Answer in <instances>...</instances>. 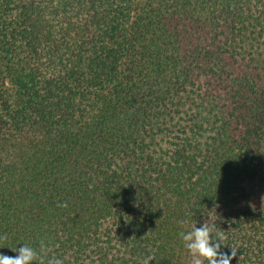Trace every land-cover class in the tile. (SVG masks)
<instances>
[{
	"label": "trees",
	"instance_id": "obj_1",
	"mask_svg": "<svg viewBox=\"0 0 264 264\" xmlns=\"http://www.w3.org/2000/svg\"><path fill=\"white\" fill-rule=\"evenodd\" d=\"M256 182L264 0H0V252L191 264L209 219L264 264Z\"/></svg>",
	"mask_w": 264,
	"mask_h": 264
},
{
	"label": "clouds",
	"instance_id": "obj_2",
	"mask_svg": "<svg viewBox=\"0 0 264 264\" xmlns=\"http://www.w3.org/2000/svg\"><path fill=\"white\" fill-rule=\"evenodd\" d=\"M58 206L67 208L68 204L58 203ZM178 236L191 257V264H231V260L237 255L236 249H231L230 253L222 251V246H227L224 242L227 237L224 231L218 230L216 221L209 222L207 219L200 227H196L194 223L190 231H181ZM7 239L6 233H0V241ZM22 245L19 248H9L16 253L15 256L10 257L0 252V264H64L63 259L49 256V248L43 240L40 241L39 251L27 243ZM154 259L155 256L150 255L142 264H149Z\"/></svg>",
	"mask_w": 264,
	"mask_h": 264
},
{
	"label": "rangeland",
	"instance_id": "obj_3",
	"mask_svg": "<svg viewBox=\"0 0 264 264\" xmlns=\"http://www.w3.org/2000/svg\"><path fill=\"white\" fill-rule=\"evenodd\" d=\"M247 187L254 201L258 204H264V186L256 182L255 184H248Z\"/></svg>",
	"mask_w": 264,
	"mask_h": 264
}]
</instances>
